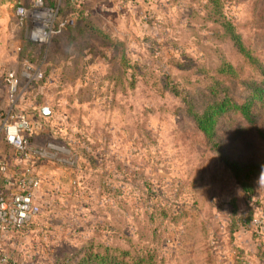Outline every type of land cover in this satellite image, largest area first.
Wrapping results in <instances>:
<instances>
[{
    "label": "rangeland",
    "instance_id": "obj_1",
    "mask_svg": "<svg viewBox=\"0 0 264 264\" xmlns=\"http://www.w3.org/2000/svg\"><path fill=\"white\" fill-rule=\"evenodd\" d=\"M222 1L264 67V0ZM34 4L0 0L4 76L19 89L7 105L29 121V146L41 153L40 211L0 237V253L11 264H78L91 251L118 263L122 250L135 264H264V76L221 38L207 0H42L54 28L73 20L45 44L32 38L38 11L21 23L16 15ZM86 23L95 29L75 38ZM220 60L241 77L219 80ZM36 70L43 79L27 82ZM217 83L230 101L209 140L182 99L208 100ZM234 104H247L249 118ZM2 157L21 168L0 137ZM250 213L260 236L233 227Z\"/></svg>",
    "mask_w": 264,
    "mask_h": 264
},
{
    "label": "built area",
    "instance_id": "obj_2",
    "mask_svg": "<svg viewBox=\"0 0 264 264\" xmlns=\"http://www.w3.org/2000/svg\"><path fill=\"white\" fill-rule=\"evenodd\" d=\"M34 6L36 9L29 11L24 7H17L16 15L21 23L28 19L31 11H38L37 16L42 21L37 22L38 28L32 31V38L35 42L45 44L50 36L58 34L64 26L73 23L72 19H68L54 28L52 18L56 13L48 8H43L42 0H35ZM41 78V72L36 70L33 76L27 79V82ZM5 80L10 95L16 96L19 89L15 75L7 73ZM15 110V103H11L6 111H0V137L13 149L17 160L16 166H21L20 169L11 171L10 163L6 159L0 158V237L19 232L34 220L40 211L37 195L40 191L41 179L33 167V159L41 156V153L30 148L29 137L32 126L24 116L17 114ZM255 222V233L260 236L263 226L261 221L256 220Z\"/></svg>",
    "mask_w": 264,
    "mask_h": 264
},
{
    "label": "trees",
    "instance_id": "obj_3",
    "mask_svg": "<svg viewBox=\"0 0 264 264\" xmlns=\"http://www.w3.org/2000/svg\"><path fill=\"white\" fill-rule=\"evenodd\" d=\"M223 7L224 5L222 0H207L206 8L209 20L215 26H217L221 38L230 41L235 52L243 59L244 64L250 67L256 66L257 68H259L260 74L264 76V67L258 64V61L254 56L253 50L245 44L241 33L238 31L236 25L226 15ZM94 29L95 28L90 23H86L82 27L76 29V33H78V35L74 37L81 38L82 36H84L85 32H91ZM216 73L218 75L219 80L229 84L234 83L241 77L239 70L225 60L219 61L216 67ZM225 87L226 86L222 83H217L216 88H212V86L208 87L211 94L208 100L207 96L204 95L199 101H196L195 98L190 94H188L189 96L185 95L182 99L183 112L191 117L196 130L199 131L209 140L213 138L214 128L218 122L217 120L220 115L225 111L227 103L230 101L229 97L226 95L227 89H225ZM170 92H172L176 96H179L178 91L176 89H170ZM234 105L236 106V109H239L241 111L243 117L249 118V110L247 104ZM244 188V191L248 195L247 203L249 204V200L252 198L250 194L252 189L249 186H245ZM254 221L255 218L250 213V215L243 218V220L239 223L233 220V227H235V229L252 228L255 233L256 227L253 224ZM31 222H29L28 224H30ZM105 247L109 248L108 246ZM101 252L94 253L93 251H91L87 253V257L83 259L82 263L79 262L78 264H93V262L135 264L134 257L129 255L128 250H122V253L125 255L121 258L120 261H118V263L112 261L114 259L109 257L108 253H105V255H101ZM0 264H11L9 257L6 254L0 253ZM138 264H152L151 257L147 256L145 258H141Z\"/></svg>",
    "mask_w": 264,
    "mask_h": 264
},
{
    "label": "crops",
    "instance_id": "obj_4",
    "mask_svg": "<svg viewBox=\"0 0 264 264\" xmlns=\"http://www.w3.org/2000/svg\"><path fill=\"white\" fill-rule=\"evenodd\" d=\"M6 31H10V28H7V25L1 23L0 20V49H3L9 45L8 40H6L7 37H5ZM4 57L5 54L0 53V110L8 106L7 102H8V97L10 95L3 71L5 69L4 65L6 64ZM2 159L4 158L2 157Z\"/></svg>",
    "mask_w": 264,
    "mask_h": 264
},
{
    "label": "water",
    "instance_id": "obj_5",
    "mask_svg": "<svg viewBox=\"0 0 264 264\" xmlns=\"http://www.w3.org/2000/svg\"><path fill=\"white\" fill-rule=\"evenodd\" d=\"M41 112H42V114H44V115H48V112H47V109H46V108H43V109L41 110Z\"/></svg>",
    "mask_w": 264,
    "mask_h": 264
}]
</instances>
